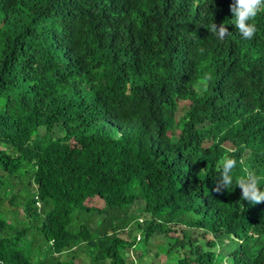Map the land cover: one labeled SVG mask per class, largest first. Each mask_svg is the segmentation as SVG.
Returning a JSON list of instances; mask_svg holds the SVG:
<instances>
[{
    "label": "trees",
    "instance_id": "16d2710c",
    "mask_svg": "<svg viewBox=\"0 0 264 264\" xmlns=\"http://www.w3.org/2000/svg\"><path fill=\"white\" fill-rule=\"evenodd\" d=\"M233 2L0 0V264H146L158 235L168 264H264L236 185L264 190V12L244 39Z\"/></svg>",
    "mask_w": 264,
    "mask_h": 264
},
{
    "label": "clouds",
    "instance_id": "9594fccd",
    "mask_svg": "<svg viewBox=\"0 0 264 264\" xmlns=\"http://www.w3.org/2000/svg\"><path fill=\"white\" fill-rule=\"evenodd\" d=\"M233 19L231 23L236 26L238 32L244 39H252L257 31L254 23L256 17L264 12V0H234L231 4ZM211 33H215L221 41L229 35L227 24L222 23L219 26L213 23L208 27ZM203 52V49H200ZM211 80V77H207ZM243 164V160L240 161ZM237 160L232 154L226 153L216 164L217 176L214 191L220 193L233 183V170L236 168ZM244 175L236 179V185L241 189V200L248 201L251 204L264 202V190H261L260 178L255 170L245 166Z\"/></svg>",
    "mask_w": 264,
    "mask_h": 264
},
{
    "label": "rangeland",
    "instance_id": "374dc122",
    "mask_svg": "<svg viewBox=\"0 0 264 264\" xmlns=\"http://www.w3.org/2000/svg\"><path fill=\"white\" fill-rule=\"evenodd\" d=\"M42 132H44V129H42ZM164 241H166L165 238H163V237H161L159 235L154 237V238H152V240L148 244L149 256L150 257L145 260L146 264H149V263L150 264H161V263L168 264V262H165L166 260H164V261L162 260L163 257L161 255L160 256L157 255V244L158 243H162ZM233 245L234 244H231V243L227 242L225 244V246L227 247L226 250L230 251ZM218 247L219 246H217L216 249H218ZM158 248H159V245H158Z\"/></svg>",
    "mask_w": 264,
    "mask_h": 264
}]
</instances>
